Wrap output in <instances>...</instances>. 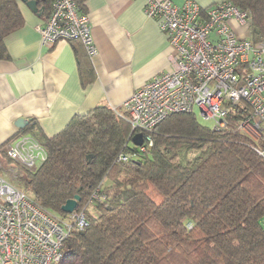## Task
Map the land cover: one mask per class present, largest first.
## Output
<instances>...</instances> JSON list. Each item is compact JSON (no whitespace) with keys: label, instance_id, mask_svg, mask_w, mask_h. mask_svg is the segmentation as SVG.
Instances as JSON below:
<instances>
[{"label":"trees","instance_id":"obj_1","mask_svg":"<svg viewBox=\"0 0 264 264\" xmlns=\"http://www.w3.org/2000/svg\"><path fill=\"white\" fill-rule=\"evenodd\" d=\"M19 1L0 0V58L8 57L6 36L24 23ZM230 1L248 11L249 39H264V0ZM50 2L38 0V11ZM76 56L86 85L90 57L78 49ZM247 115L241 102L228 103L227 125L216 128L195 111L171 113L143 154L120 162L119 152L137 150L123 105L76 114L51 137L28 121L16 136L30 133L47 149L23 178L40 205L64 217L76 194L77 208L99 184L105 195L89 203L86 227L72 229L56 264H264V157L255 149L264 141L240 128Z\"/></svg>","mask_w":264,"mask_h":264},{"label":"built area","instance_id":"obj_2","mask_svg":"<svg viewBox=\"0 0 264 264\" xmlns=\"http://www.w3.org/2000/svg\"><path fill=\"white\" fill-rule=\"evenodd\" d=\"M144 11L167 34L173 64L125 100L131 139L142 132L143 142L136 144V151L122 150L114 161L143 154L153 144L152 130L158 122L174 112L195 111L196 106L203 117L214 122V127L224 128L228 103L241 102L243 110L249 108V115L240 122V128L252 138L261 136L264 39L254 42L239 37L229 24L230 18L249 24L248 11L230 0H220L205 12L196 0H183L180 4L146 0ZM39 13L42 23L38 30L43 44L51 46L58 40L78 39L89 57L97 53L88 15L80 10L78 0H51L48 12ZM17 136L5 147V153L27 169H36L47 157L45 145L30 133ZM255 149L264 157V146ZM98 196L105 197L100 184L82 208L76 207L60 217L0 173V264L60 262L65 240L72 229H81V220L87 225L86 208Z\"/></svg>","mask_w":264,"mask_h":264},{"label":"crops","instance_id":"obj_3","mask_svg":"<svg viewBox=\"0 0 264 264\" xmlns=\"http://www.w3.org/2000/svg\"><path fill=\"white\" fill-rule=\"evenodd\" d=\"M196 1L207 8L220 0ZM78 2L98 49L89 58L94 77L86 85L76 56L84 47L72 40L43 44L40 13L19 1L24 23L6 36L8 57L0 58V152L20 130L15 124L20 117L34 120L39 131L51 137L76 114L98 105L122 106L136 88L172 68L173 49L157 21L145 14L146 0ZM229 24L237 36L251 37L249 24L235 18ZM261 137L264 141V130Z\"/></svg>","mask_w":264,"mask_h":264},{"label":"rangeland","instance_id":"obj_4","mask_svg":"<svg viewBox=\"0 0 264 264\" xmlns=\"http://www.w3.org/2000/svg\"><path fill=\"white\" fill-rule=\"evenodd\" d=\"M195 112L198 117V119L208 124L209 126H213L214 122L211 119L203 117V115L200 112L199 107H195ZM18 138V136L14 137L10 143H13L15 139ZM133 143H130V146ZM26 167L20 163L18 160L11 159L8 157V155H5V153L0 152V173L8 179L10 182H12L14 185L25 189L28 193H31V190L29 188H26L24 186V175L26 172ZM264 223V221H263Z\"/></svg>","mask_w":264,"mask_h":264},{"label":"water","instance_id":"obj_5","mask_svg":"<svg viewBox=\"0 0 264 264\" xmlns=\"http://www.w3.org/2000/svg\"><path fill=\"white\" fill-rule=\"evenodd\" d=\"M22 1L25 2L32 10H34V11H38L39 10L38 0H22ZM27 122H28V120H26L24 117H20L15 122V124L18 127H23L24 125L27 124ZM132 141L135 144H141L143 142V134H142V132L135 133L132 136ZM79 200H80V195L79 194H76L74 197L69 198L62 206L63 211L67 212V213L72 212L76 208Z\"/></svg>","mask_w":264,"mask_h":264},{"label":"clouds","instance_id":"obj_6","mask_svg":"<svg viewBox=\"0 0 264 264\" xmlns=\"http://www.w3.org/2000/svg\"><path fill=\"white\" fill-rule=\"evenodd\" d=\"M80 227H81V229H83L84 227H86V225H85V223H84L83 220L80 221Z\"/></svg>","mask_w":264,"mask_h":264}]
</instances>
